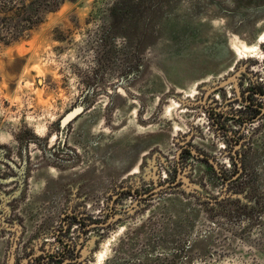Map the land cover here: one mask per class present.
Segmentation results:
<instances>
[{
    "label": "rangeland",
    "instance_id": "1",
    "mask_svg": "<svg viewBox=\"0 0 264 264\" xmlns=\"http://www.w3.org/2000/svg\"><path fill=\"white\" fill-rule=\"evenodd\" d=\"M253 86L264 0H67L0 41V264H264Z\"/></svg>",
    "mask_w": 264,
    "mask_h": 264
},
{
    "label": "trees",
    "instance_id": "2",
    "mask_svg": "<svg viewBox=\"0 0 264 264\" xmlns=\"http://www.w3.org/2000/svg\"><path fill=\"white\" fill-rule=\"evenodd\" d=\"M67 0H0V41L10 44L34 30Z\"/></svg>",
    "mask_w": 264,
    "mask_h": 264
},
{
    "label": "flooded vegetation",
    "instance_id": "3",
    "mask_svg": "<svg viewBox=\"0 0 264 264\" xmlns=\"http://www.w3.org/2000/svg\"><path fill=\"white\" fill-rule=\"evenodd\" d=\"M249 96L246 98V100L247 101H249L248 102V104H247V106L249 107V108H251V109H253V111H255V113L257 114H255L254 115V113L251 115H249L248 117H246L247 119H242L243 120V122H246V123H253L254 121L253 120H255L256 118H258L259 116H261L263 113H264V111H263V109L262 108H260L259 106H261V105H259V104H255V99H263L262 97H264V90H262L261 88H258V87H255V86H253L252 87V89H250L249 90V94H248ZM83 104H81V106H82ZM84 107H86L85 105H84ZM76 108V107H75ZM82 114V113H81ZM80 114V115H81ZM80 115H78L75 119H77ZM216 114H213V116H215ZM222 115H220L219 117H221ZM234 116V115H233ZM64 118V117H63ZM222 118H223V122H225L226 121V119L228 118V116H226L225 114H223V116H222ZM235 118V117H234ZM233 118V119H234ZM242 118V117H241ZM74 119V120H75ZM62 120V119H61ZM73 120V121H74ZM72 122V121H71ZM70 122V123H71ZM221 122H222V120H221ZM69 125V124H68ZM67 125V126H68ZM67 126L65 127V128H63L62 126H61V121H60V130H61V132H60V136H61V139H60V144H59V146H58V148L60 149V151H61V153L60 154H63V153H65L66 152V150H65V147H64V142H65V140H66V138H67ZM226 129H227V126L225 127ZM239 172V171H238ZM3 175V174H2ZM4 176V175H3ZM19 177H22V176H20L19 175ZM3 187V185L2 184H0V187ZM1 191V190H0ZM2 195V193H0V196ZM38 264H41L40 262H37Z\"/></svg>",
    "mask_w": 264,
    "mask_h": 264
},
{
    "label": "water",
    "instance_id": "4",
    "mask_svg": "<svg viewBox=\"0 0 264 264\" xmlns=\"http://www.w3.org/2000/svg\"><path fill=\"white\" fill-rule=\"evenodd\" d=\"M85 111L84 106H78L70 111L62 120L61 126L65 128L71 121H73L78 115Z\"/></svg>",
    "mask_w": 264,
    "mask_h": 264
},
{
    "label": "bare ground",
    "instance_id": "5",
    "mask_svg": "<svg viewBox=\"0 0 264 264\" xmlns=\"http://www.w3.org/2000/svg\"><path fill=\"white\" fill-rule=\"evenodd\" d=\"M240 49V48H239ZM241 53V52H240Z\"/></svg>",
    "mask_w": 264,
    "mask_h": 264
}]
</instances>
